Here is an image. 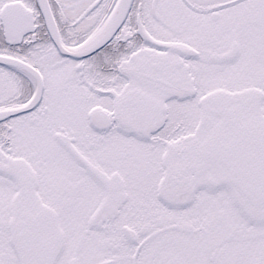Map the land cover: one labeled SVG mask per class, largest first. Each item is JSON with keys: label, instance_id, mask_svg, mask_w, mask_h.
Returning a JSON list of instances; mask_svg holds the SVG:
<instances>
[{"label": "snow or ice", "instance_id": "1", "mask_svg": "<svg viewBox=\"0 0 264 264\" xmlns=\"http://www.w3.org/2000/svg\"><path fill=\"white\" fill-rule=\"evenodd\" d=\"M0 264H264V0H0Z\"/></svg>", "mask_w": 264, "mask_h": 264}]
</instances>
